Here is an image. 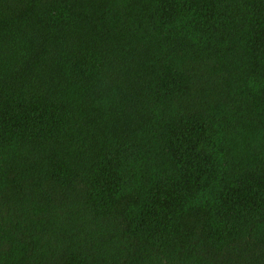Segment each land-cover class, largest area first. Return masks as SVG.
Masks as SVG:
<instances>
[{"label":"trees","instance_id":"trees-1","mask_svg":"<svg viewBox=\"0 0 264 264\" xmlns=\"http://www.w3.org/2000/svg\"><path fill=\"white\" fill-rule=\"evenodd\" d=\"M0 264H264V0H0Z\"/></svg>","mask_w":264,"mask_h":264}]
</instances>
